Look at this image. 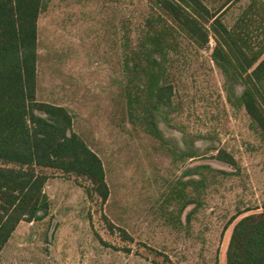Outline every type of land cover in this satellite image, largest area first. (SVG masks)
<instances>
[{
    "label": "rangeland",
    "instance_id": "rangeland-1",
    "mask_svg": "<svg viewBox=\"0 0 264 264\" xmlns=\"http://www.w3.org/2000/svg\"><path fill=\"white\" fill-rule=\"evenodd\" d=\"M226 1L231 25L247 0H203L211 9ZM150 22L170 43L161 138L141 123L140 83L123 68ZM213 45H195L148 0H44L36 97L70 111L109 195L101 203L86 195V179L47 170L48 209L18 223L0 264H226L235 221L264 207V136L228 102ZM222 150L235 166L216 158Z\"/></svg>",
    "mask_w": 264,
    "mask_h": 264
},
{
    "label": "trees",
    "instance_id": "trees-1",
    "mask_svg": "<svg viewBox=\"0 0 264 264\" xmlns=\"http://www.w3.org/2000/svg\"><path fill=\"white\" fill-rule=\"evenodd\" d=\"M148 1L161 21L169 19L198 47L213 38L210 57L223 76L228 102L243 107L264 136V0H247L231 25L222 19L229 1L216 9L203 0ZM43 6L44 0H0V251L20 221L39 219L48 209L47 170L86 179V195L101 203L109 195L102 161L73 130L70 111L36 97ZM149 24L136 48L128 49L123 68L140 83L141 123L161 138L157 118L170 106L172 93L165 66L170 43L164 25ZM216 158L236 165L223 150ZM225 256L226 264H264V207L235 221Z\"/></svg>",
    "mask_w": 264,
    "mask_h": 264
},
{
    "label": "crops",
    "instance_id": "crops-1",
    "mask_svg": "<svg viewBox=\"0 0 264 264\" xmlns=\"http://www.w3.org/2000/svg\"><path fill=\"white\" fill-rule=\"evenodd\" d=\"M36 80H37V76H36Z\"/></svg>",
    "mask_w": 264,
    "mask_h": 264
}]
</instances>
